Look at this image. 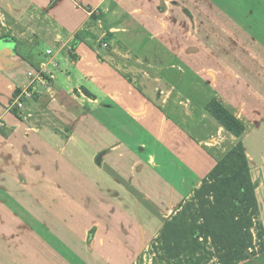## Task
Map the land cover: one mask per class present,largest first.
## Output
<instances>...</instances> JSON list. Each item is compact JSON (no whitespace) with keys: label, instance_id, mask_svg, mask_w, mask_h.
I'll use <instances>...</instances> for the list:
<instances>
[{"label":"crops","instance_id":"obj_1","mask_svg":"<svg viewBox=\"0 0 264 264\" xmlns=\"http://www.w3.org/2000/svg\"><path fill=\"white\" fill-rule=\"evenodd\" d=\"M175 2L0 0L2 13L12 16L7 26L1 22L0 29L6 26L5 32L17 40L10 48L7 44L13 42L0 41V221L14 220L20 227L23 218H36L39 223L38 218L50 214L53 222L49 209L21 191L35 179L37 188H45L38 177L45 172L38 169L41 157L49 156L52 166L58 161L63 168L71 150L81 152V193L88 192L87 199L96 205L102 221L94 224L87 250L90 258L77 262L115 264L102 254L145 250L149 238L158 234L241 139L257 208L249 227L248 257L236 264H264V56L254 53L252 74L238 69L236 75H221L233 81V87L239 85V95L244 94L236 104L222 101L227 84L214 79L205 88L192 65L167 47L173 40L154 38L171 33L170 25L162 23H167V13L181 12ZM186 5L190 11L196 9L191 2ZM122 44L145 47L146 52L125 54L146 60L147 68H139L141 74L132 75V67L118 63L115 51ZM213 98L243 122L240 138L206 111ZM19 174L28 184H22ZM82 200L86 196L81 197V205ZM109 204L117 215H126L110 218L99 209ZM119 206L127 211L133 208V215ZM82 215H86L84 208ZM43 222L51 234L52 224ZM85 249L81 246V255Z\"/></svg>","mask_w":264,"mask_h":264},{"label":"rangeland","instance_id":"obj_2","mask_svg":"<svg viewBox=\"0 0 264 264\" xmlns=\"http://www.w3.org/2000/svg\"><path fill=\"white\" fill-rule=\"evenodd\" d=\"M172 1H176L175 6H180L181 12L175 15L172 12H170L171 14L166 12L164 20L167 23L155 22L159 25L161 23L169 24V32L171 33L166 35L168 33L166 31L154 38L169 37L171 41L173 40V44L167 45V47L171 46L187 65H192L199 78L205 81L202 83L205 88H210L208 82L214 79L218 80L219 84L221 82L227 84L226 91L228 92L220 95L222 101L233 100L235 104L242 101L244 94L239 95L237 93L239 85L233 87L234 82L225 81L221 75L230 74L228 72L236 75L239 70L252 74L255 64L254 57L257 58L254 53L264 56V0ZM188 2L195 5L196 9L191 11L186 9ZM1 5L3 4H0V25L3 22L7 26L8 18L11 20L12 16L9 15V17L8 13L3 14L4 6ZM166 10H172V7H166ZM6 26L0 29V34H8L5 32L7 31ZM173 26L174 29H172ZM162 28L164 27L162 26ZM14 44L10 43L7 46L10 48V45L14 46ZM41 47L45 49L46 45ZM102 47L106 48L107 46L105 47V43H103ZM140 47L122 44L118 45L115 51L118 52L115 56H118L120 65L130 66L134 69L132 75L141 74L139 68H147L146 60L140 59V56L134 60L125 55L126 53L134 54L135 51L138 52L139 50H142L140 53L146 52L145 47ZM149 49L154 50V45L149 46ZM165 51L168 52L167 49ZM262 63H264V59H262ZM131 79L136 81L140 77H131ZM261 80L264 83L263 77ZM214 90L218 92V84ZM249 96L252 97L251 94L247 93L246 97ZM242 119L245 121L244 117ZM47 158L44 156L38 160V163L42 161V166H38L39 171H45L43 175H38L39 178H43L42 181H45V188H37L36 179L33 180V185L26 183L24 176L21 179V174L28 176V171L24 167H19L22 171L19 174V179L22 184H28L21 192L34 196L40 204L49 209L54 214V221H51L50 214H47L48 217L42 215V218H38L39 223H37L36 218L35 221L23 218L20 227L15 225L14 220L11 222L0 221V264H79L81 258L83 260L90 258L91 254L87 250L90 247L91 235L95 232L94 224H99L102 221V215L97 211L96 205L90 204L91 198L87 199L88 192L86 191V194L81 193V176H83L81 175V152L78 155L71 150L69 163L65 161V157L63 168L58 161L52 166L51 159L48 160ZM97 159H95L96 163ZM59 161L61 162L62 159L59 158ZM66 164L69 165L65 166ZM34 167L32 164V169ZM31 178L34 179V177ZM85 196L86 200H82L83 205H81V197L84 198ZM198 200L196 199L194 202L197 203ZM102 204L104 203L102 202ZM110 207L115 208L112 205H102L99 209L103 210L110 218L126 215H117L110 210ZM199 207L200 204L197 203L191 210L184 212L183 209L181 211L179 209L170 216L172 218L177 214V230L179 229V235H177L173 245L178 246L174 248L180 249L182 264H191L194 259H197L200 264H218L217 258L208 259L207 252L215 250L210 238H199L200 247L193 242H186V238L190 237L188 233L190 220L192 216L197 215ZM83 208L86 215L81 217ZM208 208V204L204 205L205 210ZM119 209L126 211L128 215H133L130 211L133 208L127 211L124 207L119 206ZM21 216H24L23 211ZM134 218L136 217L134 216ZM45 220L52 224V228L49 227L52 229L51 234L46 232L48 226L46 225L47 229H45V222H43ZM91 230L94 231L90 235ZM160 230L155 237L149 238L146 242L147 247L143 251L127 254L114 251L102 255L107 257L109 262L115 264H127L126 262L131 260L133 261L132 264H164L159 259L154 258V254H164V244L159 239ZM180 237L183 238V245H180ZM81 240H85L84 243L82 242L84 245L81 244ZM116 240L118 241L119 238L117 237ZM257 244H259L258 241ZM81 246H86V251H82V255ZM136 247L137 245L134 248L136 249Z\"/></svg>","mask_w":264,"mask_h":264},{"label":"trees","instance_id":"obj_3","mask_svg":"<svg viewBox=\"0 0 264 264\" xmlns=\"http://www.w3.org/2000/svg\"><path fill=\"white\" fill-rule=\"evenodd\" d=\"M0 41L17 42L9 34L0 35ZM84 91L89 95L87 90ZM205 109L235 137L240 138L245 131L243 122L216 98L211 99ZM249 170L245 147L242 140L238 139L202 179L192 197L178 207L180 211L183 209L186 212L197 203L200 204L197 215L190 220V237L186 238V242H193L200 247L199 238H210L215 250L207 252L208 259L215 257L218 264H236L248 257L246 250L252 241L249 227L257 208ZM196 199H199L197 203L194 202ZM206 204L208 210L204 209ZM176 215L167 220L160 230L159 239L164 244V254H154V258L164 264H182L180 249L173 245L179 235ZM180 240V245H183V238L180 237ZM191 264L200 262L194 259Z\"/></svg>","mask_w":264,"mask_h":264},{"label":"built area","instance_id":"obj_4","mask_svg":"<svg viewBox=\"0 0 264 264\" xmlns=\"http://www.w3.org/2000/svg\"><path fill=\"white\" fill-rule=\"evenodd\" d=\"M47 53H50V51H48ZM28 74L30 75L31 73L29 72Z\"/></svg>","mask_w":264,"mask_h":264}]
</instances>
